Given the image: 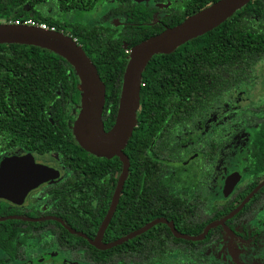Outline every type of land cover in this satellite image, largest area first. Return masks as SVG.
<instances>
[{
    "label": "trees",
    "instance_id": "16d2710c",
    "mask_svg": "<svg viewBox=\"0 0 264 264\" xmlns=\"http://www.w3.org/2000/svg\"><path fill=\"white\" fill-rule=\"evenodd\" d=\"M118 1L108 6L98 0H0V20L31 18L77 40L104 87L100 115L104 131L114 122L129 49L175 26L179 16L195 14L217 0H178L168 10L169 16L147 31L110 20L68 21L39 10L51 2L64 14L87 12L98 4L119 11L123 6ZM262 59L264 0H250L211 30L167 54L150 57L141 72L135 127L122 149L126 176L99 237L105 248L97 249L90 242L111 205L121 163L115 156L89 154L74 140L72 125L79 112L80 91L74 70L64 59L35 46L0 44V157L24 153L49 157L61 171L56 182L28 199L27 220H0V264L15 258L11 256L16 247L9 250L7 242L23 241L14 229L25 231L34 250L41 244L67 264H232L223 262L218 250L225 237L263 239L255 225L264 203V184L258 187L264 180V102L249 98L241 107L244 115L233 121L255 130L245 146L242 180L219 203L201 195L197 178L204 174L211 182L212 161L220 150L226 153L224 147L235 132L229 131L232 111L219 114V136L215 130L203 133L201 129L216 111L236 103L234 92L254 80V67ZM191 154L197 155L188 164L194 173L184 177V183L176 163ZM200 161L203 169L196 173ZM226 216L198 240L177 238L164 223H155L112 244L156 219L171 222L183 236L196 237L208 224ZM19 225L23 227H14ZM247 229L255 230L246 236Z\"/></svg>",
    "mask_w": 264,
    "mask_h": 264
},
{
    "label": "water",
    "instance_id": "95a60500",
    "mask_svg": "<svg viewBox=\"0 0 264 264\" xmlns=\"http://www.w3.org/2000/svg\"><path fill=\"white\" fill-rule=\"evenodd\" d=\"M248 1L250 0H217L175 26L166 28L131 47L122 74L114 122L108 131H104L100 120L104 101L103 84L99 81L94 66L86 58L79 45L60 32L0 24V44L30 45L46 49L64 59L73 68L80 91L79 112L72 125L74 140L89 154L104 158L115 156L121 163V171L111 205L97 231L95 241L92 242L93 245L101 247L99 237L113 211L119 187L126 176L127 160L122 154V149L135 127L140 77L148 60L154 54H167L178 45L211 30L236 10L242 8ZM57 177L58 172L55 169L35 163L29 153L5 157L0 161V198L14 205H20L29 191ZM238 179L239 176L235 172L225 177L222 185L223 196L231 192ZM263 183L264 181L261 184ZM245 201L246 199L241 205ZM222 221L210 223L196 237H187L177 233L172 223L157 219L112 244H119L159 222L166 224L171 234L177 238L198 240L209 228L221 224Z\"/></svg>",
    "mask_w": 264,
    "mask_h": 264
},
{
    "label": "flooded vegetation",
    "instance_id": "af4514ba",
    "mask_svg": "<svg viewBox=\"0 0 264 264\" xmlns=\"http://www.w3.org/2000/svg\"><path fill=\"white\" fill-rule=\"evenodd\" d=\"M98 1L102 2V3L108 2V4H109L108 6H111V4H113L115 2V0H98ZM179 1L178 0H119L118 3L122 4V6H123L122 9H119V11L107 10L108 8H111V7L101 8V7H99L100 4H98V5H96L95 8L91 9L90 11L74 12V13L72 11V12H70V14L72 15L71 19H76V20L79 19L78 15H80V14H81V16H82V14H92L90 16V18L96 19V20L99 19L98 21L101 23L106 21V20H107V22L110 20L113 24H116V25H129V24H131L133 27L143 28L144 31H147L151 25L159 24V23H161V21H160L161 19L169 16L170 13L168 12V10L175 8L176 5H174V4H176ZM139 8H142L143 11L142 12L137 11ZM175 14L176 15L178 14V9H177V11H175ZM175 14L171 13V16L174 17V16H176ZM192 14H194V13H192ZM192 14H189V15L184 14L183 16H179L178 19L176 20V24L182 22L184 19L191 16ZM90 18H87V20L85 22H87ZM253 75H254V73H253ZM255 79H256V77L254 76V80ZM250 84H249V86H250ZM259 101L264 102V99L256 100V102H259ZM220 111L221 110L216 111V113L210 119L206 120L203 123L202 129H201L203 133H211V130H215V132H217V136L220 135V128H221V124H222L221 120L218 119ZM232 112H233V113H231L232 114V116H231L232 121L229 124V131H230V134L234 131L235 132L230 137V143H231V140L233 139V137L235 135H237L238 133H241V132L244 133L245 131H247L248 134H246V135L248 136V138H246L247 140L245 141V144L241 145V149L237 150V152H236L239 154V159H240L239 166L229 170L231 162H234V158L232 160V154L230 155V151H228L226 149V148L230 149L231 145L229 143L227 146L224 147V149L226 150V153H222L223 149L220 150L221 153L219 152V154L212 161L211 165L214 168H213V172H211V174H212L211 182L209 183L207 181V178L204 174L202 175V177L200 179L197 178V182H199L201 180V182H200L201 185H198V189H199L201 195H204L209 201H211L213 203H219V201L227 198L229 196V194L231 193L230 192L226 196L222 195V185H223V181H224L226 176H228L234 172L237 173V175L239 176V179H238L237 183L235 184V186L242 180V170H241L242 165L241 164L243 162L244 152L246 150L245 146L247 145V142L250 140V138L252 137V134L255 130V128L253 126H246L245 128H241V127H239L240 123L233 122L235 118L241 117L244 115L243 110L239 109V111H237V112L236 111H232ZM186 140H188V139H186ZM216 143H217V147L219 148V141H216ZM235 155L236 154H234V156ZM196 156H197L196 154H191L184 161H181L180 163H176V165L181 166L180 167V177L183 178L184 183H186L184 177L192 176V174L194 173L193 167L188 168V164L191 163L196 158ZM221 156H224V157H221ZM229 156H230V159H229ZM5 157H9V156L0 157V161ZM220 157L222 158L221 163L219 161ZM36 158H38V157H33V160L35 163H38L35 161ZM38 164H42V165H45V166H48V167L55 169L58 172V177H60L61 171H60V169L57 168V165L55 162H52V163H47V162L40 163L39 162ZM202 169H203V163H202V161H200L196 166V173L198 171L200 172ZM58 177L52 181H48L44 184H40L35 189L29 191L27 193V195L25 196L23 202L20 205H14L10 201H7L5 199L0 198V207H3V209L1 210L3 212L0 211L1 212L0 220H6V221H10L11 219H15V220L23 219V221L27 220V218L24 216V214H25L26 208H28L27 207L28 199L31 196H33L36 193V191H38L41 188L51 184L52 182H56L59 179ZM261 183L259 184L260 186H261ZM259 185H258V187H259ZM258 187H256L255 189L257 190ZM247 197L248 196H246L245 199H247ZM243 201H244V199H243ZM243 201H241V203ZM241 203L238 206H240ZM244 204L245 203H243V205ZM11 212H14V214H12ZM226 217H223L219 220H223L222 221V223H223L224 220L226 219ZM41 218L42 217H38L37 220H40ZM258 218L260 220L257 222V224L255 226H258L259 229L263 232V239L261 240L262 242L260 240H256V242H255V239L253 237H248L247 240H245V239H234L231 237V235H229L223 239V241L231 240V242L228 243L227 253L229 252L230 249H232L234 251L235 258L232 259V264H261V262H262L261 259H264V258H259V257H253L251 255V252L247 251L248 250L247 246H249L252 250H255L258 248L256 245L259 242L264 243V203L261 205V207L259 209ZM219 220H217V221H219ZM152 221H154V220H152ZM217 221H215V222H217ZM166 222H168V221H166ZM169 223H171V222H169ZM212 223H214V222H212ZM221 224H219V225H221ZM14 227L22 228L23 226L19 225V226H14ZM4 228H5V226L2 228L3 231H4ZM173 228H174V226H173ZM211 228H213V227H211ZM256 228L257 227H255V229ZM255 229H247L246 230L247 234H245V235L249 236L250 232H252ZM0 230H1V228H0ZM14 230L18 232V237L23 238V241H21V243L7 242V244L12 247L9 250H13V248L16 247V249H14V253L12 254L11 258L15 257L14 259H17V260L13 259L14 262L12 260L9 262V264H62V263H64L61 261L59 255L57 253H54L53 251L44 250L41 244H39V247L34 250L32 248L33 245L28 244V242H27L28 237L25 234V231L23 229H14ZM168 230H169V228H168ZM4 237L7 238L9 236L7 235V233H5ZM94 241H95V239L93 241H91L90 244H92V242H94ZM100 245H101L100 248L95 246V245H93V246L96 247L97 249L105 248V245H103L101 243H100ZM242 245L245 246L246 248H244ZM235 246H237L239 249H236ZM242 248H244V249H242ZM239 255H240V257H239ZM1 256L4 259L7 257L5 254H2ZM257 258L260 261L257 260ZM18 260H21V261L19 262ZM64 264H67V263H64Z\"/></svg>",
    "mask_w": 264,
    "mask_h": 264
},
{
    "label": "rangeland",
    "instance_id": "374dc122",
    "mask_svg": "<svg viewBox=\"0 0 264 264\" xmlns=\"http://www.w3.org/2000/svg\"><path fill=\"white\" fill-rule=\"evenodd\" d=\"M40 12L43 15H51L55 18H60V19H65L70 21L72 18V15L70 13H58L56 7L54 4H52L51 2H46L45 4H43L40 7ZM92 14H81L78 15V18L83 19L84 21L87 20V18H90ZM254 76L256 77V79L250 84V86L248 85L246 88L238 90L236 92H234V102H236L235 104H231L229 106H225L221 109L220 113H222V111H224L225 109H228L229 111H239V109L241 110V107L246 105L248 103V99L251 98L252 102H255L256 100L259 99H264V59H262L256 67H254ZM233 113V112H232ZM228 115V114H227ZM228 116H232L228 115ZM245 133V134H244ZM241 132L238 133L237 135H235L233 137V139L231 140L230 143V149L226 148L228 151H230V155L232 154V160L234 158V162H231L229 170L233 169L237 166H239V154L236 153L237 150L241 149V145L245 144V141L247 140L246 138H248V136L246 134H248L247 131L245 132ZM234 154H236L234 156ZM224 157V156H221ZM219 158L220 163L222 161V158ZM230 159V156H229ZM228 159V160H229ZM36 162H40V163H52V160L49 157H38L35 159ZM231 242V240H225L223 241L219 246H218V250L221 254V257L223 259V262L226 263H232V259L235 258V254L234 251L232 249L228 251V243ZM243 246V245H242ZM244 248H246L245 246H243ZM248 247V252H251V255L253 257H259V258H264V243H261L257 249L252 250L249 246ZM236 249H239L237 246H235ZM242 248V249H244ZM257 260H259L257 258ZM260 261V260H259ZM261 264H264V259H261Z\"/></svg>",
    "mask_w": 264,
    "mask_h": 264
},
{
    "label": "built area",
    "instance_id": "2783aa9c",
    "mask_svg": "<svg viewBox=\"0 0 264 264\" xmlns=\"http://www.w3.org/2000/svg\"><path fill=\"white\" fill-rule=\"evenodd\" d=\"M0 24H7V25H14V26H24V27H36L40 30L49 31V32H60L64 34L62 31H56L53 26H48L47 24L43 22H37L31 18H17V19H10V18H2L0 20ZM67 35V34H66ZM70 37V39L77 44V41L75 38L67 35Z\"/></svg>",
    "mask_w": 264,
    "mask_h": 264
}]
</instances>
